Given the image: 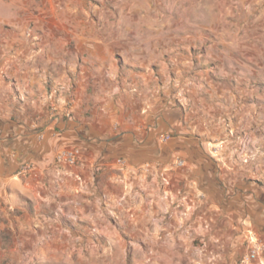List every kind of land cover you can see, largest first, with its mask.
Returning <instances> with one entry per match:
<instances>
[{"label": "crops", "instance_id": "obj_1", "mask_svg": "<svg viewBox=\"0 0 264 264\" xmlns=\"http://www.w3.org/2000/svg\"><path fill=\"white\" fill-rule=\"evenodd\" d=\"M43 2L0 0V264H25L60 215L94 225L171 211L193 216L194 232L221 224L264 247L262 106L211 89L187 107L191 88L171 93L149 60L115 56L135 44L120 30ZM65 148L81 164L57 163ZM25 163L35 170L19 175Z\"/></svg>", "mask_w": 264, "mask_h": 264}, {"label": "rangeland", "instance_id": "obj_2", "mask_svg": "<svg viewBox=\"0 0 264 264\" xmlns=\"http://www.w3.org/2000/svg\"><path fill=\"white\" fill-rule=\"evenodd\" d=\"M73 1L44 0L43 4L53 11L84 7L93 22L120 30L122 40L135 44L115 56L149 60V71L168 74L171 93L182 84L191 88L185 96L187 107L197 109L200 98L207 101L208 90L229 89L236 103L243 91L248 104L264 109V0ZM173 104L179 107L180 101ZM99 219L94 225L71 224L60 215L53 224H44L38 249L28 253L24 263L236 264L259 243L240 239L237 233L230 239L221 224H202L200 230L196 225L194 232L193 216H176L171 211L167 215L155 211L148 219L125 217L121 223ZM224 235L222 240L213 238ZM213 245L219 249L210 250Z\"/></svg>", "mask_w": 264, "mask_h": 264}, {"label": "built area", "instance_id": "obj_3", "mask_svg": "<svg viewBox=\"0 0 264 264\" xmlns=\"http://www.w3.org/2000/svg\"><path fill=\"white\" fill-rule=\"evenodd\" d=\"M171 139L170 134H162L159 140L162 142H168ZM56 162L62 165L74 166L79 165L82 162V152L79 148H65L60 150L56 155ZM177 167L184 166V161L177 159L175 161ZM35 170L33 164H22L18 170L19 175H28ZM264 247L260 243H255L252 250L244 254L236 264H264L260 262L259 254L263 251Z\"/></svg>", "mask_w": 264, "mask_h": 264}]
</instances>
